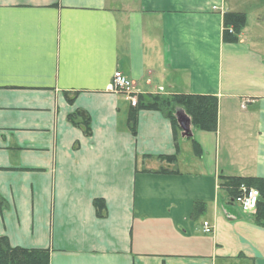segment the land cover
<instances>
[{"label":"crops","instance_id":"obj_1","mask_svg":"<svg viewBox=\"0 0 264 264\" xmlns=\"http://www.w3.org/2000/svg\"><path fill=\"white\" fill-rule=\"evenodd\" d=\"M181 93L214 128L131 102ZM227 176L264 178V0H0V235L50 264H264Z\"/></svg>","mask_w":264,"mask_h":264},{"label":"trees","instance_id":"obj_2","mask_svg":"<svg viewBox=\"0 0 264 264\" xmlns=\"http://www.w3.org/2000/svg\"><path fill=\"white\" fill-rule=\"evenodd\" d=\"M247 21L245 12L228 11L225 14V40H237L236 33L240 31ZM232 28V30H231ZM135 106L149 109H159L166 116L172 117L178 122L177 107L182 106L191 116L192 122L203 128H214L217 121L216 98L207 94L181 93L173 95H143L138 97ZM73 119L79 117V112L71 116ZM85 126V130L90 132L89 118L83 117L78 121ZM132 128L136 129L135 117H132ZM168 160L174 161L175 155L165 156ZM173 159V160H172ZM170 170L162 167L160 170ZM231 185L233 198L240 190L242 183L249 186H256L260 191L257 205L256 219L264 225V178H248L242 176L225 177ZM96 204L104 207L101 199H96ZM0 264H50V254L47 248L26 247L13 245L6 235H0Z\"/></svg>","mask_w":264,"mask_h":264},{"label":"built area","instance_id":"obj_3","mask_svg":"<svg viewBox=\"0 0 264 264\" xmlns=\"http://www.w3.org/2000/svg\"><path fill=\"white\" fill-rule=\"evenodd\" d=\"M232 30V28H231ZM108 88L111 90L127 91L130 94L134 92L133 80L129 78L123 71L115 70L111 81L109 82ZM131 102L136 105L138 99L136 96L131 95ZM260 197V191L255 186H249L246 183H242L239 192L233 198V202L238 203L244 211H252L257 208ZM210 225L208 221L204 222V230L209 231Z\"/></svg>","mask_w":264,"mask_h":264},{"label":"water","instance_id":"obj_4","mask_svg":"<svg viewBox=\"0 0 264 264\" xmlns=\"http://www.w3.org/2000/svg\"><path fill=\"white\" fill-rule=\"evenodd\" d=\"M179 120L181 122V125L185 128V130L189 132V130H190V128H189V123H190L189 116L187 114H184V115L182 114L179 116Z\"/></svg>","mask_w":264,"mask_h":264}]
</instances>
